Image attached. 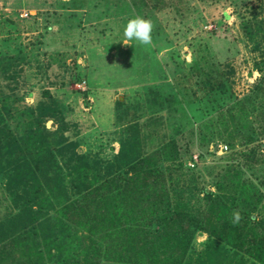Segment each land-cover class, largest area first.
Returning a JSON list of instances; mask_svg holds the SVG:
<instances>
[{"label":"rangeland","instance_id":"1","mask_svg":"<svg viewBox=\"0 0 264 264\" xmlns=\"http://www.w3.org/2000/svg\"><path fill=\"white\" fill-rule=\"evenodd\" d=\"M103 188L105 212L186 229L177 264H264V0H0L9 264H85L101 234L75 209Z\"/></svg>","mask_w":264,"mask_h":264},{"label":"trees","instance_id":"2","mask_svg":"<svg viewBox=\"0 0 264 264\" xmlns=\"http://www.w3.org/2000/svg\"><path fill=\"white\" fill-rule=\"evenodd\" d=\"M39 157L35 160L37 163L40 160ZM110 191V189L103 188L102 190H96L92 193H86L82 199V202L85 203L80 205L79 209H75V211L78 210L82 213L87 220V222L77 220L79 228L87 230L89 235H95L97 233L101 234V240L99 239L100 243L94 242L93 244L92 241L91 245L89 243L87 246L83 247L82 253L84 254L85 264H177L178 261H181L179 256L182 253L176 251L178 249L184 251V247L188 244V240H186L184 234H182L186 229H181L177 226L175 233L170 234L169 229L172 230V226H167V224L163 222L164 229H162L161 232H157L156 230L152 231L150 226L154 214L150 215V222L147 220L145 222H139L141 221L139 216L136 214L132 215L133 211L128 208L120 207L116 213H111L109 209L105 212L102 210L101 205L104 201L107 202L113 196V193ZM36 196L38 195H35L34 197L36 198ZM55 196L63 197V194H54L53 197ZM90 196H92V204L96 203V208L92 209L94 211L92 213L91 211L88 212L89 210L86 209L87 206L84 208V205L87 204L88 208L90 207L91 209L92 204L89 203V199H91L89 198ZM49 203L50 206V199ZM67 208L68 207H66V209ZM61 214L62 216L67 217L62 211ZM139 215L141 216V214ZM219 217H221V215H219ZM157 220H159V218H157ZM220 224L221 227H223L226 223L220 222ZM227 241L228 243L232 242L230 239H227ZM103 243L106 247L101 249ZM87 248L89 250L91 249V252L95 254L96 260L88 257L89 253ZM93 249H98V252ZM99 252L101 254L100 257ZM260 252V258L264 261V246L261 247ZM35 253H37L35 255H38L37 259L39 260L41 254L38 252ZM11 256L12 255H6L4 251V241L0 239V264H9ZM181 256H183V254ZM101 257L103 259H101Z\"/></svg>","mask_w":264,"mask_h":264},{"label":"clouds","instance_id":"3","mask_svg":"<svg viewBox=\"0 0 264 264\" xmlns=\"http://www.w3.org/2000/svg\"><path fill=\"white\" fill-rule=\"evenodd\" d=\"M154 24L150 19L142 16H135L127 21L124 27V37L126 41H137L140 45L148 46L152 44V32ZM241 216L238 211L233 212V223H238Z\"/></svg>","mask_w":264,"mask_h":264}]
</instances>
